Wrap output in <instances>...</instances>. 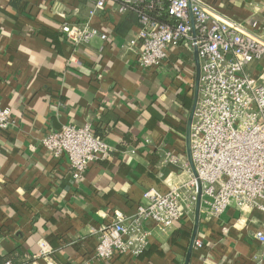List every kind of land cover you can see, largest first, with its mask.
<instances>
[{"label":"crops","instance_id":"1","mask_svg":"<svg viewBox=\"0 0 264 264\" xmlns=\"http://www.w3.org/2000/svg\"><path fill=\"white\" fill-rule=\"evenodd\" d=\"M87 1L0 0V105L16 121L13 130L0 132V260L185 264L196 224L191 203L166 232L146 223L152 235L140 256L95 258L98 231L116 211L131 217L146 190L165 193L189 180L186 127L196 67L190 46L182 45L160 67L141 69L127 48L138 35V17L118 13L111 2L91 20L107 40L75 47L61 28L74 18L87 21ZM201 1L215 19L264 38V0ZM85 124L113 152L75 181L68 158L52 157L41 141L64 126ZM263 226L264 212L256 207L214 218L201 204L190 264H264L255 238Z\"/></svg>","mask_w":264,"mask_h":264},{"label":"built area","instance_id":"2","mask_svg":"<svg viewBox=\"0 0 264 264\" xmlns=\"http://www.w3.org/2000/svg\"><path fill=\"white\" fill-rule=\"evenodd\" d=\"M119 1L114 8L118 13L134 12L138 17V35L127 48L134 50L141 69L160 67L172 48L189 45L192 53L198 51L201 75L191 146L202 183L201 204L208 215L220 218L230 208L242 212L256 207L264 212V38L245 32L237 22L215 19L201 0H166V22L149 15L164 5L163 0ZM87 2V21L74 18L61 28L75 47L89 45L95 38H108L91 20L107 11L110 0ZM77 13L75 9V16ZM15 127L11 110L0 105V132ZM41 143L52 157L68 158L75 181L84 178L90 164L113 152L89 124L64 126ZM167 158L179 164L177 157L168 154ZM187 169L190 178L186 183L172 186L165 193L155 188L146 190L131 217L116 211L113 221L98 231L95 258L108 261L116 255L140 256L152 235L147 222H153L161 232L180 222L187 206L197 203V181ZM255 238L264 247V226L256 231ZM196 246L201 247V243L197 241Z\"/></svg>","mask_w":264,"mask_h":264},{"label":"water","instance_id":"3","mask_svg":"<svg viewBox=\"0 0 264 264\" xmlns=\"http://www.w3.org/2000/svg\"><path fill=\"white\" fill-rule=\"evenodd\" d=\"M192 27H193V34L195 35V23L192 19ZM194 61H195V67H196V76H195V86H194V96H193V105L190 111V115L187 121V127H186V154L188 157V161L192 170V173L197 181V203H196V224L194 227L193 236L191 239L190 247L188 250V254L186 257L185 264H190V259L192 255V251L194 248L195 240L197 238V232H198V225H199V219H200V210H201V199H202V183L201 180L198 177V173L196 171L193 156H192V146H191V131H192V123L194 119V113L196 110V106L198 103L199 98V88H200V75H201V67H200V60L198 56L197 49L194 50Z\"/></svg>","mask_w":264,"mask_h":264},{"label":"trees","instance_id":"4","mask_svg":"<svg viewBox=\"0 0 264 264\" xmlns=\"http://www.w3.org/2000/svg\"><path fill=\"white\" fill-rule=\"evenodd\" d=\"M110 2L118 4L120 1L119 0H110ZM163 3H164V5L161 8H156L154 11L149 13V15L152 18H154L160 22H166L168 20L167 12H166V7H167L166 0H163ZM12 4H13L12 6H17L18 3L13 2ZM16 259L17 258L12 257V258L0 260V261L1 262L10 261L12 264H17L18 262Z\"/></svg>","mask_w":264,"mask_h":264}]
</instances>
